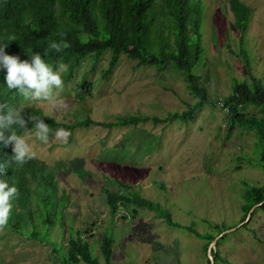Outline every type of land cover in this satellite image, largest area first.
Returning a JSON list of instances; mask_svg holds the SVG:
<instances>
[{
	"label": "rangeland",
	"instance_id": "1",
	"mask_svg": "<svg viewBox=\"0 0 264 264\" xmlns=\"http://www.w3.org/2000/svg\"><path fill=\"white\" fill-rule=\"evenodd\" d=\"M241 1L252 8L243 50L229 0H203V51L195 72L206 85L209 102L191 117L64 128L72 132L66 144L54 135L44 144L32 128L21 134L36 158L55 173L59 190L68 193L67 223L81 231L104 264L99 243L109 227L113 238L109 264H205L204 240L185 226L204 233L213 230V224L226 231L216 245L221 258L214 264H264V211L253 205L250 218L240 221L243 192L264 187V169L257 160L254 134L239 127L229 130L221 105L233 76L249 79L251 69L264 85V0ZM109 58L106 52L95 66L85 58L75 68L60 93L68 104L66 111H53L47 102L23 103L37 105L65 123L87 117L109 122L129 114L165 118L197 98L168 63L137 66L123 53L107 71ZM246 111L258 113L250 104ZM124 186L158 202L182 226L169 225L156 208L133 198L112 212L109 193H123ZM56 226L51 234L58 240L61 228ZM0 264L60 263L48 244L6 227L0 231Z\"/></svg>",
	"mask_w": 264,
	"mask_h": 264
},
{
	"label": "trees",
	"instance_id": "2",
	"mask_svg": "<svg viewBox=\"0 0 264 264\" xmlns=\"http://www.w3.org/2000/svg\"><path fill=\"white\" fill-rule=\"evenodd\" d=\"M229 5L233 12V26L239 33L243 50L252 8L241 0H229ZM203 8V0H0V44L8 43L10 36L16 37L5 51L10 55H18L22 60H30L31 54L39 52L54 69L60 63L67 65L68 71L63 74L64 83L71 79L75 68L85 58H90L95 66L103 54L109 52L107 71H110L124 53L135 59L137 66L158 67L170 64L183 76L187 87L197 97L190 107L180 112H170L165 118L129 114L109 122L87 117L74 123H65L46 114L37 105L23 103L25 98L21 94L8 89L6 69L0 67V102H7L14 107L23 104L25 110L22 115L25 119L36 115L43 118L53 131L59 128L72 130L76 126H88L90 123L111 126L148 120L158 123L191 117L196 108L209 102L206 85L195 72L203 51ZM61 33L65 35L62 37ZM61 40L70 44V47L62 52L50 51L47 56L44 55L51 41ZM248 76L249 79L232 77L230 91L222 98L221 105L227 114L229 130L239 127L240 130L254 134L255 153L264 169V85L251 69ZM85 81L86 78H83L80 85L84 87ZM79 94L82 95V92ZM249 104L256 106L258 113H248L246 106ZM30 128H33L32 122L28 123ZM28 129L16 130L22 134ZM12 155L11 146L0 145V163L9 160ZM4 175L10 185L16 184L20 193L19 198L13 202L7 226L10 230L48 244L58 253L60 264H104L81 231L74 230L67 223L65 210L69 195L59 190L58 179L47 164L35 158L23 166L8 167ZM128 188L124 186L123 193H109L112 212L133 198L142 205L156 208L158 215L163 216L169 225L182 226L158 202L141 197L135 190L129 192ZM243 197L245 201L241 206L243 214L240 221L246 218L253 205L264 199V187L247 188ZM259 207L264 211V202ZM54 225L61 228L58 240L51 234ZM185 227L204 240L205 264H210L207 247L225 227L213 224V230L204 233L192 225ZM65 231L66 244L63 242ZM99 245L105 264H109L113 253L110 227L102 233ZM211 253L214 263L221 258L217 246Z\"/></svg>",
	"mask_w": 264,
	"mask_h": 264
},
{
	"label": "clouds",
	"instance_id": "3",
	"mask_svg": "<svg viewBox=\"0 0 264 264\" xmlns=\"http://www.w3.org/2000/svg\"><path fill=\"white\" fill-rule=\"evenodd\" d=\"M62 37L65 33L60 34ZM15 36L8 38V43L0 44V67L6 69V85L8 89L15 90L26 100L47 102L51 110L63 112L68 109L67 102L60 96L64 90L63 74L68 71V66L60 63L58 68L46 62L39 52L31 54V59H20L18 55H10L5 49ZM70 44L61 41H51L44 50L47 56L50 51L62 52L69 48ZM25 110L23 104L18 107L10 106L7 102H0V145L11 146L13 155L9 160L0 163V231L9 224L14 201L19 198V189L15 183L9 184L4 178L6 169L13 165L23 166L37 157V153L25 138L16 129H28V123L32 122L35 138L44 144L49 143V136L67 143L72 135L70 130L59 128L53 131L43 118L30 115L25 119L22 113Z\"/></svg>",
	"mask_w": 264,
	"mask_h": 264
},
{
	"label": "water",
	"instance_id": "4",
	"mask_svg": "<svg viewBox=\"0 0 264 264\" xmlns=\"http://www.w3.org/2000/svg\"><path fill=\"white\" fill-rule=\"evenodd\" d=\"M263 202H264V199H263L262 201L258 202L257 204H255L253 207H255L256 205L259 206V205H261ZM252 210H253V208L250 209V210L248 211L247 216H246V219L250 218L251 213H252ZM243 223H244V222H243ZM224 234H226V231H225V230H223V231H221L219 234H217V235L214 237V239L209 243V245H208V247H207V255H208V257L210 258V264H214V261H213V255H212L211 251H212V249H215L217 240H218L221 236H223Z\"/></svg>",
	"mask_w": 264,
	"mask_h": 264
}]
</instances>
